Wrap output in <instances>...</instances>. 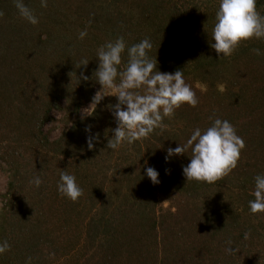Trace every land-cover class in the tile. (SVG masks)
I'll return each mask as SVG.
<instances>
[{
  "label": "trees",
  "instance_id": "16d2710c",
  "mask_svg": "<svg viewBox=\"0 0 264 264\" xmlns=\"http://www.w3.org/2000/svg\"><path fill=\"white\" fill-rule=\"evenodd\" d=\"M25 3L39 18L35 26L14 0H0V169L7 178L0 242L11 246L0 264H264V214L249 208L255 177L264 174V55L253 52H264V40L220 59L210 47L219 0ZM257 8L264 15V0ZM121 36L128 45L150 39L159 70H183L199 104L181 106L165 129L112 151L117 124L108 106L117 98L105 97L92 116L84 110L101 90L93 78L97 50ZM81 74L89 80L79 84ZM216 118L244 140L238 167L213 184L187 181L191 150L166 163L167 149ZM51 123L60 128L55 140L45 131ZM89 127L99 133L93 150ZM147 167L159 171L160 184ZM63 170L83 189L76 202L58 191ZM36 176L39 188L30 183Z\"/></svg>",
  "mask_w": 264,
  "mask_h": 264
},
{
  "label": "clouds",
  "instance_id": "9594fccd",
  "mask_svg": "<svg viewBox=\"0 0 264 264\" xmlns=\"http://www.w3.org/2000/svg\"><path fill=\"white\" fill-rule=\"evenodd\" d=\"M259 2L260 0H219L210 47L220 59L231 57L242 43L264 40V15L257 8ZM14 4L20 16L28 23L34 26L39 23V18L25 0H14ZM40 4L46 8L48 0H40ZM3 15V11H0V17ZM87 35V30H82L79 38L83 40ZM152 48L150 39L145 38L139 43L128 45L121 36L106 42L97 50L98 70L94 72L93 78L101 85V90L84 111L86 113L93 107L96 109L107 96L117 98L115 105L108 106L117 124L111 130L113 135L107 144V148L112 151L119 150L124 144L133 145L147 139L157 129H165V118L173 117L181 106L195 108L199 104L196 92L185 80L184 71H160L157 67L158 59L149 55ZM253 52L257 56L264 55L259 48L253 49ZM81 64L82 67H87L88 59H82ZM81 79L87 82L89 77L81 74L78 77L79 84ZM109 91L111 95L104 94ZM85 131L89 133L88 148L93 150V141H98L99 133L93 136L90 127ZM244 148V140L237 134L235 127L226 119L216 118L207 129L202 131L196 128L186 143L168 148L165 162L191 150L190 163L183 167L187 181L213 184L238 167ZM166 174H170V171L166 170ZM146 175L153 185L161 183L157 169L147 167ZM30 183L39 188L43 180L36 176ZM57 187L61 195L73 202L84 194L76 176L64 170ZM249 208L254 215L264 214V174L255 177L254 199L249 201ZM245 238H248L247 233ZM10 250L11 246L6 240L0 242V255ZM227 251L231 254L233 249L229 247ZM28 264H31L30 258Z\"/></svg>",
  "mask_w": 264,
  "mask_h": 264
},
{
  "label": "rangeland",
  "instance_id": "374dc122",
  "mask_svg": "<svg viewBox=\"0 0 264 264\" xmlns=\"http://www.w3.org/2000/svg\"><path fill=\"white\" fill-rule=\"evenodd\" d=\"M108 93H110V91L107 92L106 94H108ZM93 109H94V107L92 109H89L86 112V114H89ZM54 116H55V119L61 118L59 112H55ZM45 131L47 133H50L51 139H53V140L57 139L60 136V128H59V125L57 123L48 124L45 128ZM6 185H7V178L0 169V193L1 194L5 193ZM2 204H3V198H2V196H0V206H2Z\"/></svg>",
  "mask_w": 264,
  "mask_h": 264
}]
</instances>
